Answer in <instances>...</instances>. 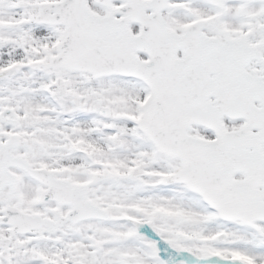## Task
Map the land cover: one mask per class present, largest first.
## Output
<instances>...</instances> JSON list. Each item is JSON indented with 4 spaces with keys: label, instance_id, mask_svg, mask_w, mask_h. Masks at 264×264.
Masks as SVG:
<instances>
[{
    "label": "snow or ice",
    "instance_id": "snow-or-ice-1",
    "mask_svg": "<svg viewBox=\"0 0 264 264\" xmlns=\"http://www.w3.org/2000/svg\"><path fill=\"white\" fill-rule=\"evenodd\" d=\"M0 264H264V0H0Z\"/></svg>",
    "mask_w": 264,
    "mask_h": 264
}]
</instances>
